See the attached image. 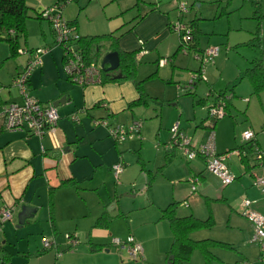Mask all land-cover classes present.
I'll list each match as a JSON object with an SVG mask.
<instances>
[{"label":"crops","instance_id":"crops-1","mask_svg":"<svg viewBox=\"0 0 264 264\" xmlns=\"http://www.w3.org/2000/svg\"><path fill=\"white\" fill-rule=\"evenodd\" d=\"M121 1L126 2L117 4L118 13L111 17L115 18V23L110 25V30L116 28L113 29L115 31H108L102 35L113 33L118 51L136 54L135 62L142 61L155 52L158 55H168L169 53H166L168 46L173 45L175 48L178 42L173 54L176 57L177 51H181L178 50L179 36L171 30L170 25L188 14L179 16L176 2L186 4L190 0H176V2L175 0L153 2L120 0L118 3ZM192 1V4L189 3L190 8L187 9L195 8L193 17H196L205 1ZM207 1H209L206 2L207 4L212 3L210 9L214 8V19H216L217 10L224 0ZM54 3L55 0H26L29 12L32 11L33 15L39 14L41 10ZM256 6L259 12L261 5ZM127 11L130 12L125 16L117 17L118 14ZM31 14L29 13L30 19L26 22V36L20 39L25 45L23 48L33 50L54 45L49 23L42 21L46 23L45 26L39 20L31 18ZM221 16L220 14L218 17ZM64 18L75 24L81 37L102 36L90 33L88 27H81V23L75 21L72 14H67ZM130 19L132 21H129ZM34 25L37 28L35 32ZM200 26L196 24V32L200 33V36L194 37L195 32H193L194 50L198 49L199 53L211 44V39L203 36H208V33ZM259 32L260 30L257 33ZM0 35V41H3V34ZM202 40H206L203 46L200 43ZM28 41L33 45H29ZM102 45L106 50L104 54L111 52V43ZM52 47L42 57L41 68L32 72L28 82V93L30 97L43 104H53L65 98L57 108L59 120L54 134L46 133L42 138H38L27 132L7 131L0 122V207L6 206L13 210L12 221L3 224L4 234L8 236V233H18L14 230V218L22 206L35 209L31 218L24 224L22 237L26 238L25 245L17 248H12V245L0 246V264H164V261L167 264L171 248L168 242L171 239L172 244L173 236L163 212L175 203L181 205H179L181 208H177V212L189 213L188 216L196 219H199L196 214L203 213L202 203L205 208L211 203L210 210L214 218L218 219L219 213L223 211L235 233L239 237L243 236V244L249 242L253 245L250 242L253 229L240 213L242 201L239 205V199H250L253 202L252 209L264 216V194L253 185L251 173H259V168L253 161L249 147L244 148L246 153L244 158L232 156L228 160L229 171L236 178L230 185L223 186L217 177L206 171L205 162L201 158L187 162L176 149L167 151L162 148L153 151L149 142L140 138L117 144L109 137L106 129L95 125V121L100 119L125 125L134 120H141V134H150L152 132L150 123L143 124L145 121L139 118H150L141 114L142 109L149 108L150 99L167 98L163 95L165 89L161 88L158 93L152 88L149 79L162 76L161 70L168 67V61L160 67L158 62L161 57H159L156 61L155 73L146 77L136 75L138 71L136 68L133 78L114 80L113 76L120 74L117 71L107 73L100 85L79 87L71 84L62 71L61 49L56 45ZM141 52L145 54L139 58ZM173 55L171 59L174 60ZM19 57L23 60L19 59L17 63L10 61L8 47L0 42V108L9 103L22 102L19 91L16 95H12L10 90L5 89L12 85L30 59L29 54ZM253 60L247 61L249 66ZM209 65L213 66L214 62ZM209 65L206 66L205 72ZM240 70L234 65L229 79L223 83L232 82L237 77L243 80ZM170 71L171 80L168 83H174V76L177 73L175 67ZM180 78L183 79V76ZM160 81L162 84L167 83L162 79ZM195 82H207V79L205 77V81ZM136 83L141 84V89L148 98L145 105H132L140 98ZM218 83L214 85L205 83L209 95L212 96V99L208 97L209 99L206 100L196 94L198 86L204 89V84H195L194 90L191 88L187 91L176 86V92H182L183 97L175 98L172 95L164 101L173 102L174 106L166 115L171 117L168 120L169 124L163 119L162 111L156 115L157 119L160 120L162 117L161 122L166 126L179 121L180 130L186 137L196 144L203 143L210 129L202 125L203 120L198 123L197 113L194 115V111L201 110L207 113V105L214 102V96L224 94L222 90H215L216 86L221 85ZM169 88L173 93L174 88ZM6 92L9 96L2 98ZM250 95L254 99L245 98L241 101L232 100L235 98L233 95L226 108L229 115L232 112L235 114L243 112L244 124L236 123L229 115V120L222 122L219 129L217 122L215 123L214 129H217L219 134L218 153L238 148L240 135L248 129L255 134V144L264 150V129H262L264 128V91L256 95L251 89ZM73 113L77 114L76 121L69 119ZM191 118L194 123L189 121ZM159 128L158 122L157 133ZM161 137L163 136H158L159 142L167 141L166 137L164 139ZM118 160L124 164L125 169L117 180L111 167ZM190 175L196 176L199 180L195 195L190 194L187 184L179 183L181 182L179 180H185ZM135 183L136 187L132 185ZM186 201L188 205H185ZM219 202L224 203L223 208L215 205ZM167 228L171 233L170 236L167 234ZM66 234L75 236L78 241V244L70 250L64 238ZM128 236H132L142 248V256L136 260L130 259L125 252H121L112 244L113 239L121 240ZM43 237L53 238L56 245L52 249L43 250L41 242Z\"/></svg>","mask_w":264,"mask_h":264},{"label":"rangeland","instance_id":"rangeland-1","mask_svg":"<svg viewBox=\"0 0 264 264\" xmlns=\"http://www.w3.org/2000/svg\"><path fill=\"white\" fill-rule=\"evenodd\" d=\"M145 1L153 2L154 0H145ZM202 1H205L204 6L202 9L198 10V14L196 17H193V14H195V8H192V10L187 9V11H189L187 12L188 14L186 13L187 15H184L181 19L184 23H187L192 26V29L195 32L194 37L200 36V33L196 32V24H200L201 29L202 30L204 29V32L208 33V36L203 35L204 38L211 39L210 40L211 44H208L209 46L207 48L218 47L221 50L218 57L214 59V65L213 66L209 65L206 69V72L204 73V76L206 77L207 82H209L210 85H214L216 82H219L218 84H221V85L216 86L215 90L217 91L222 90L224 91V94L227 96L235 95V98H232V100L241 101L242 99H245V98H248L249 100H251L252 98L254 99V97L250 95V92L252 89L251 84H249L246 78L243 77L244 78L243 80H239V77H237L232 82H227V83H223V82L226 81V79H229L231 75V68H233L234 65H237V67L241 69L240 75L243 76L246 69L250 67L247 61L248 60L251 61L254 58L257 59L261 57L262 51H264V41H262V38H264V0H259L257 2L254 0H224V2L221 3L220 7L217 10L216 19H214L215 17L214 10H213L214 8H212V10L210 9L211 8L210 5L212 3L207 4L206 2H209V1L207 0H202ZM118 2H120V0L119 1L118 0H76L65 6L63 10V14H64V17H66L67 14L69 15L72 14V16H74L75 21H78L81 23V27L82 26L88 27L89 29L88 31H91L90 33H97V35H102V33H108V31L113 32L115 31L113 29H116V28H112L110 30V25L112 23H115V18H111V17H113L112 15H114L115 13H118L117 4H124L122 2H126V1H121V3H118ZM192 2L193 1L190 0L189 3L192 4ZM189 3L186 2V5L188 8H190V5H191ZM255 3L261 5L260 7L261 9H259V12L256 6L257 4ZM128 12L130 11L118 14L117 17L125 16L126 14H128ZM29 13H32L31 18L35 17L32 11ZM220 14L222 16L218 17ZM129 21H132V19H130ZM38 23L39 21H37V24ZM43 24H45L46 26V23H43ZM34 26H35V30H34L35 32L37 31V28H36V25ZM258 30H260L259 33H257ZM174 38L175 40H177V37L175 35H174ZM0 42H2V44L8 47L5 41H0ZM28 43L29 45L30 44L33 45L31 41L30 42L28 41ZM200 43L203 46V44L206 43V40L204 41L202 40L200 41ZM19 45L20 47H22V49H24L23 47H25V45L23 43V40L19 42ZM52 46H50V48ZM177 46H178V42L175 48H173V45L168 46V50H166V53H169L168 55L166 54L158 55L155 52V54L145 57L142 61L140 60L136 61V68L138 69L136 75L138 74L139 76L144 75L145 77L147 75H152V73H155L157 69L156 61L158 60L159 57H161L160 60L168 61V67H166V69L161 70L162 76H156V78L152 77L151 79H149L152 88L158 93L160 92L161 88L165 89L163 95H165L167 98H163V99L157 98L158 100L150 99L149 101L151 103L149 104V108L142 109L143 111H141L142 112L141 114H145V116L147 117L149 116L150 118L149 119L144 118V117L139 118V119H142L143 122L145 121V123L143 124L150 123V126H152V132L150 134L145 135L143 133L141 134L140 132V139L143 141L145 140L148 141L149 145L151 146L150 148L153 151L159 150L162 148L164 149L165 146L170 144L171 139H172L171 128L174 125L177 124L179 133L184 135V133L180 130L179 121H174L169 126H166L165 123L162 124L161 122L162 117L169 124L168 120H170L171 117L166 116V115H167V112L171 108H174L173 102L168 103L164 101L165 99L171 98L172 95H174L175 98L183 97L182 92H176V89H177L176 86L184 89L186 86H188L191 75L196 74L197 71L199 70V63L198 61L194 59V55L199 53L198 49L194 50V46L193 48L189 47L187 50L188 53L186 55L182 54L181 51L179 52L177 51V55L175 57L173 54ZM45 48H48V47H45ZM53 48L54 47H52V49ZM8 50L10 53V59H9L10 61L12 60L15 63H17L19 59L21 60L19 55L11 56L9 47H8ZM105 51L106 50L104 48V45H101L100 51H99L100 59H102V57L104 56ZM172 55L173 57H175L174 60L171 59ZM100 59L98 61H101ZM174 67L177 72L174 76V79H175L173 80L174 83H168V81L171 80L170 69ZM209 68H210V71H208ZM180 76L181 77L183 76V79L180 78ZM160 79H162L164 82H167V83L162 84ZM207 82H200V83L194 82L193 83L194 85L192 86V89L194 90L195 84L197 85L204 84V87H205L204 89L203 88L201 89L200 85L198 86L196 94L198 97H200L201 99H205V100L209 99L208 97H211L212 99V96L209 95L208 87L205 85V83ZM169 87L174 88L173 93L170 92L171 88ZM7 88L5 89L7 91L10 90L12 95H16L18 92V89L13 85V83L12 85L10 84V87L8 89ZM8 96L9 95L6 92L5 94L2 95V98H5V97L7 98ZM208 102L210 103V100H208ZM233 104L235 105V103ZM207 106L209 107L210 104ZM161 111H162V117H160L161 119L159 120L157 119L156 115L158 114V112L160 114ZM195 111H194V115L197 113L196 119L198 123H200L203 120L202 122L203 126L209 127L210 125H212L213 121L208 118L207 113H204L201 110H195ZM73 115H76L77 117V114L73 113L70 115L69 119H71ZM190 115H192V112L190 113ZM228 115L229 114L226 111V115H225L226 117L216 121L218 129H219V125L222 122L229 120ZM230 115L229 117L230 118L232 117L236 123L244 124L245 121L243 117V112H240L237 114L232 112ZM192 118L194 119L193 116ZM192 118L189 119V121H193L194 123V120ZM135 121L136 120H134L133 122ZM158 122L160 125V128H159L160 130L157 133ZM121 125H125V124H121ZM248 130L252 131L250 129ZM212 132L214 134L215 149L218 152L217 147H218V142H219V134H218L217 129H213ZM158 136H163L161 137V139H164L166 137L167 141L164 143L159 142L160 140ZM207 137L205 141L201 144H196L192 142V140L188 137H186V139L189 140L191 146H199V145H203L206 142ZM241 144H242V141L241 139H239L238 145L240 146ZM197 159L198 158H196L195 160ZM183 162H185L184 159H183ZM122 165H123V171H124L125 166L123 163ZM191 177L192 176L190 175L185 180H179L181 181L179 183L181 184L185 183L189 187V184L187 181ZM118 183H120V180ZM132 185L135 187L137 186L136 183ZM146 188H148V185L146 186ZM239 200H240L239 201V205H240L242 198H240ZM143 201H145V199H143ZM222 204L224 203L219 202V203H216L215 205H217L220 208H223ZM179 205L180 204H176V203L174 205V215L176 217L183 218L185 216L190 215L189 213L182 214L181 212H177V208L181 206ZM185 205H188L187 201L185 202ZM211 205H212L211 203H208V207L205 208L203 207L204 204L202 203L203 213L196 214V216L199 219H206L210 215L213 220V226L208 229H201V230L190 233L189 239L193 241L210 240V241L221 242V243L230 245L232 249L221 248L217 246H209L208 252L211 253L212 256H214L210 259L209 264H264V256H262L260 249L257 248L258 246H256L255 244L251 245L249 244V242H246V244H243V240H242L243 236L241 235L239 237V235L235 233L234 228L230 225L229 220L227 216L225 215V213H223V211L219 213L218 219L214 218L213 212L212 210H210ZM182 208H185V207H182ZM184 210H187V208H185ZM18 214L14 218L15 220L14 230L18 231V233L16 234L8 233V236H6V234H3V232L5 233L3 228H2V233H1L2 240H5V245L7 246L12 245V248H17L20 245H25V241H26V238L22 237L23 229L25 225H23L20 228H18L17 226ZM167 232H168L167 234L170 236L171 233H169L168 228H167ZM43 238H46V237H43ZM121 240H125V239H121ZM170 244H171V239H169V242H168L169 248L171 247ZM206 262L207 260L202 250L196 249L193 252L189 261L184 262L182 264H206ZM164 264H165V261H164Z\"/></svg>","mask_w":264,"mask_h":264},{"label":"built area","instance_id":"built-area-1","mask_svg":"<svg viewBox=\"0 0 264 264\" xmlns=\"http://www.w3.org/2000/svg\"><path fill=\"white\" fill-rule=\"evenodd\" d=\"M259 1V0H254ZM176 2V0H175ZM177 3V11L179 16L187 13L185 3ZM63 8L59 4H52L39 12V16L49 22L53 36L54 44L63 51L62 70L66 79L73 85L79 87H87L102 84V69L100 63L87 62L78 51L75 45L79 40L76 34L63 17ZM171 30L179 36L180 50L186 55L187 50L193 40L192 26L184 23L181 18L174 21L170 25ZM49 52V48H37L31 53L26 49H19L17 54L30 55V59L14 79L13 85L18 89L21 97V103H9L0 108V122L7 131L27 132L38 138H42L46 133L54 134L59 120L57 108L51 103L43 104L38 100L29 96L28 82L33 71L41 68L42 57ZM218 47H209L200 53L194 55V59L199 63V70L196 74H192L188 86L184 89L187 91L192 88L196 80L205 81L204 73L207 65L212 64L214 59L219 55ZM145 52L139 53V58ZM166 60H159L158 66L162 67L166 64ZM181 89V87H177ZM232 96L225 94L216 95L214 102L207 108V116L213 121L208 128L210 132L207 140L203 145L191 146L189 140L183 134L179 133L177 124L171 128L172 139L170 144L165 146V150L170 151L177 149L187 162H191L196 158H201L205 162L206 171L217 177L223 186H228L235 180L230 173L227 162L232 156L244 158L246 156L245 147H249L251 156L255 165L259 168V173H251L253 185L257 186L261 193L264 194V150L255 144V134L246 130L241 134L242 144L231 151L218 153L215 149L213 129L216 121L222 119L226 115V108ZM105 106V104H103ZM73 121L77 120L76 115L71 117ZM95 125L102 126L108 132L117 144H122L132 139L140 138L141 122L135 121L129 125L114 124L107 119L95 121ZM111 171L118 180L119 175L123 173V165L118 160L111 167ZM198 178L192 176L188 179L190 194L195 195L197 192ZM252 204L248 199H243L240 207V213L251 224L253 236L251 243L256 244L261 253L264 254V216L252 209ZM13 210L6 206L0 207V224L12 221ZM68 244V250L78 244L75 236L70 234L64 235ZM43 250L52 249L56 242L53 238H42ZM112 244L121 252H125L127 256L136 260L142 256V248L132 236H128L125 240L113 239Z\"/></svg>","mask_w":264,"mask_h":264},{"label":"trees","instance_id":"trees-1","mask_svg":"<svg viewBox=\"0 0 264 264\" xmlns=\"http://www.w3.org/2000/svg\"><path fill=\"white\" fill-rule=\"evenodd\" d=\"M73 1L76 0H55V3L59 4V6L62 7L64 10L65 6ZM34 18L39 21H46L42 19L39 14L35 15ZM29 19V8L26 5V0H0V34H3L2 40L7 43L11 52V56H17V51L19 49H22L20 48L19 42L20 39L25 38L26 36V22ZM66 22L71 27H73L74 32L79 35L76 27L74 26L75 24L68 20H66ZM115 41L116 38L114 37L113 33L108 35L91 37H81L79 35V40L76 42L75 45L78 46V51H80V54L88 63L93 62L101 64V61H98L100 59V46L103 43H111V52L119 53V68L117 71L122 75L123 78H133L136 72V62L134 60V56L136 54L120 53L116 47ZM193 42L194 41L192 40L189 47L193 46ZM179 49L180 43L178 50ZM33 50L28 51L29 53H31V51ZM262 56H264V54H262L261 57H259L258 59L253 60L250 63V67L246 69L244 75L242 76L249 81L252 86L253 93L256 95L264 91V63H262ZM104 76H107V73H104L102 71V78H104ZM136 86L139 90L140 98L137 102L133 103L132 105H145L147 103L148 98L143 93L141 89V84L136 83ZM163 217L167 219L173 236L171 248L169 251V256L174 257L173 264H182L184 262L189 261L193 252L196 249L202 250L207 260L206 264H209L210 259L214 257L211 255V253L208 252L209 246H217L221 248L232 249L230 245L221 242L210 240L193 241L189 239L190 233L201 229H208L213 226V220L211 216H209L206 220H199L192 216L177 218L174 215V206H171L163 212Z\"/></svg>","mask_w":264,"mask_h":264},{"label":"water","instance_id":"water-1","mask_svg":"<svg viewBox=\"0 0 264 264\" xmlns=\"http://www.w3.org/2000/svg\"><path fill=\"white\" fill-rule=\"evenodd\" d=\"M118 68H119V55L117 52H109L103 56L101 60V69L104 73H115L117 72ZM122 78L123 77L121 74L113 76L114 80H120ZM64 100L65 98H62L61 100L54 102L52 105L58 108L63 103ZM34 212H35V209L33 207L22 206L18 214L17 226L18 227L23 226L26 223V221L31 218ZM2 227H3V224L2 225L0 224V246L5 245V240H2V237H1ZM173 261H174V257L169 256L167 264H173Z\"/></svg>","mask_w":264,"mask_h":264}]
</instances>
